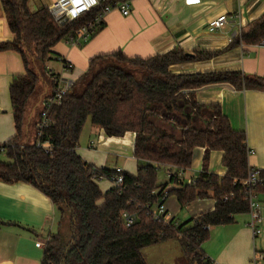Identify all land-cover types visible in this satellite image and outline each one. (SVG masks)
<instances>
[{
	"label": "trees",
	"instance_id": "1",
	"mask_svg": "<svg viewBox=\"0 0 264 264\" xmlns=\"http://www.w3.org/2000/svg\"><path fill=\"white\" fill-rule=\"evenodd\" d=\"M0 1L14 36L12 41L0 42V52H16L25 68L10 88L16 136L0 148L6 156L0 159V182L33 186L60 213L58 232L45 244L41 264H148L142 250L173 239L183 250L185 264H203L202 246L211 239V228L230 225L237 216L249 214L243 182L252 168L246 134L232 129L219 105L199 104L196 91L229 85L239 91L264 92V78L239 71L174 74L170 68L212 60L242 44H261L264 17L243 29L222 51L173 50L148 59L116 52L94 58L62 104L48 111V126L39 135L41 112L38 121L30 118L31 109H36L32 100L37 99L43 82L37 70L46 71L52 49L77 36L101 8L58 23L48 8L32 13L30 0ZM127 1L106 0L104 6ZM88 120L108 137L136 136L137 172H124L122 191L103 192L95 176H110L116 170L97 168L77 152ZM31 127L35 128L33 139ZM196 148L205 150L203 168L195 184L186 185L178 173L191 170ZM212 151L224 154V176L208 172ZM167 169L173 174L161 185L158 176ZM169 185L175 188L166 191ZM165 192L175 196L182 208L212 199L215 209L190 220L188 226L174 220L157 222L153 209ZM255 192L264 195V187ZM125 215L134 219L131 226ZM4 224L0 221V228Z\"/></svg>",
	"mask_w": 264,
	"mask_h": 264
},
{
	"label": "crops",
	"instance_id": "2",
	"mask_svg": "<svg viewBox=\"0 0 264 264\" xmlns=\"http://www.w3.org/2000/svg\"><path fill=\"white\" fill-rule=\"evenodd\" d=\"M57 1L60 0H30L29 9L35 13L50 8ZM130 6L131 14L127 17L119 11L109 14L104 28L87 43L80 46H71L66 41L58 43L52 49L50 60L58 61L61 68L55 72L49 61L50 75L54 78L64 74L77 82L94 58L116 52L129 58L148 59L173 50L188 53L222 51L240 36L243 29L264 17V0H130ZM222 15L227 16L228 22L216 30L212 24ZM13 38L0 1V42H9ZM64 63L73 66L71 72H63ZM170 70L174 74L239 71L249 77L264 78V46L242 44L212 60L174 65ZM24 73L19 54L0 52V148L16 136L10 88L14 78ZM43 90L47 95L51 86ZM196 101L221 107L232 129L246 134L247 148L251 152L249 166L264 171V92L212 85L197 90ZM33 117L32 111L31 120ZM135 137L134 133L121 138L108 137L92 125L88 141H80L77 152L84 161L97 168H122L124 172L136 174ZM89 149L95 150V155L88 156ZM204 153L203 148L194 150L191 170L185 173L186 180L195 179L201 173ZM223 156L221 151L210 153V174L225 175ZM110 157L117 158L114 168L108 167ZM106 183L108 187L101 189L103 192L112 188L108 181ZM174 188L169 185L166 191ZM259 199L263 221L258 226V234L249 227V215H240L230 225L212 228L214 233L203 244V252L219 264H252L254 253H264V195ZM165 207L171 220L176 222V218L183 215L192 220L214 211L215 201L198 200L182 208L177 198L171 196ZM0 221L5 223L0 228V264H41L45 244L58 232L60 213L50 198L33 186L0 182Z\"/></svg>",
	"mask_w": 264,
	"mask_h": 264
},
{
	"label": "built area",
	"instance_id": "3",
	"mask_svg": "<svg viewBox=\"0 0 264 264\" xmlns=\"http://www.w3.org/2000/svg\"><path fill=\"white\" fill-rule=\"evenodd\" d=\"M106 0H60L48 8L54 18L58 23L72 22L76 20L82 13L90 12L93 8H101V11L97 18L93 21L88 22L77 34L75 37H71L67 43L71 46H80L83 42H88L90 38L101 29L106 22V19L109 14L113 11H119L123 16L127 17L131 14L130 0L127 2L114 3L104 6ZM227 16L222 15L217 20L213 22V28L218 30L221 29L225 24H227ZM264 46V40L261 42ZM73 66L67 63H64L63 72H71ZM75 80L67 78L64 74L54 76L53 85L50 92L44 97L42 101V109L40 115V122L38 124V134L48 126V111L56 105H61L64 98L71 92L75 85ZM249 153H251L249 151ZM262 170L251 169L249 171L248 178L243 182V186L246 189V199L249 202V227L252 229L254 234H258L260 231L258 226L262 223V204L260 202L258 194H256V188L264 187V176L261 175ZM173 172L166 170L167 178H171ZM179 178L185 180L186 185H194L195 179L186 180L185 172L180 171L178 173ZM96 180L99 181H108L112 188L115 190L122 191L124 188V171L122 168H117L115 173L110 176L97 175L95 176ZM166 192L163 194L162 199L159 205H156L153 209V218L157 222H164L166 224L171 223L170 214H168L165 203L168 199ZM228 197L224 198L226 201ZM127 219V225L131 226L134 223V219L125 215ZM203 264H219L212 258H210L205 253L202 256ZM252 264H264V253L256 252L252 258Z\"/></svg>",
	"mask_w": 264,
	"mask_h": 264
},
{
	"label": "rangeland",
	"instance_id": "4",
	"mask_svg": "<svg viewBox=\"0 0 264 264\" xmlns=\"http://www.w3.org/2000/svg\"><path fill=\"white\" fill-rule=\"evenodd\" d=\"M52 59V56H51ZM50 66L55 70V72H59L61 65L58 61L55 60H50ZM37 69V68H36ZM37 71H39L40 76H42L43 78V82L40 83V89L38 91V95H37V99L36 97L32 100L33 101V106L36 105V109H31L34 112V117H33V121L37 120V115L38 113L41 111L42 109V105L40 106L39 109V104H41L42 99L44 98V96L46 95V92L43 90L45 87L47 86H51L53 85V81H52V75H50V72L48 71V69H46V71L43 69H38ZM36 99V100H35ZM32 121V124H33ZM38 121V120H37ZM31 124V125H32ZM92 124L90 122V120L87 121V124L83 130V134H82V138L80 139V143H82L83 141L87 142L88 141V134H89V130L91 128ZM30 138L33 139L34 138V133H35V128L31 127L30 130ZM86 139V140H85ZM95 141V140H93ZM96 151L95 150H90L87 152L88 156H93L95 155ZM0 159L2 160H6V156L3 153H0ZM117 163V158L115 157H110L109 161H108V167L110 168H114L116 166ZM131 164L133 167L134 165V161H131ZM168 178L166 175V172L164 170H161L159 176H158V183L159 184H164L165 182H167ZM99 186L101 189L106 190V187H108V184L106 183V181H101L99 183ZM187 218H185V216L183 215L182 217L176 218V223H182L185 226H188L190 223V220H187ZM215 227H213V230ZM214 233V232H213ZM212 233V228H211V234ZM142 254L146 260V262L148 264H185V257H184V253L183 250L181 248V246L179 245V242L177 240H168L165 242H162L160 244L157 245H153L147 248H144L142 250Z\"/></svg>",
	"mask_w": 264,
	"mask_h": 264
}]
</instances>
